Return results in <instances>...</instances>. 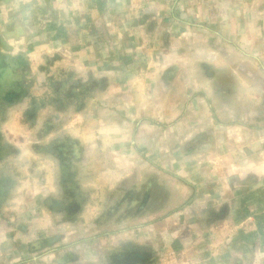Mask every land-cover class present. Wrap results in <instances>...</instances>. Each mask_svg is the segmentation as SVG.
I'll return each mask as SVG.
<instances>
[{
    "label": "crops",
    "instance_id": "crops-1",
    "mask_svg": "<svg viewBox=\"0 0 264 264\" xmlns=\"http://www.w3.org/2000/svg\"><path fill=\"white\" fill-rule=\"evenodd\" d=\"M147 17L154 27L145 29ZM2 23L13 25L5 47L20 53L4 64L9 57L0 49L3 101L14 104L31 85L18 73L26 63L21 53L72 58L78 71L105 86L95 88L92 102L115 98L122 106L123 125L106 128L101 139L95 135L90 153L117 154L105 163L134 165L140 177L149 167L186 182L184 205L157 225L154 215L149 231L179 224L181 236L167 230V245L200 264H264V0H0ZM79 106L71 122L82 116ZM118 177L104 169L97 180ZM40 208L28 201L25 209L16 200L3 213L30 219ZM110 210L103 221L104 210L90 213V227L112 223ZM209 211L212 220L203 216ZM142 219L124 214L117 220L127 229ZM27 234L18 238L6 226L0 255L11 240L27 247Z\"/></svg>",
    "mask_w": 264,
    "mask_h": 264
},
{
    "label": "rangeland",
    "instance_id": "rangeland-1",
    "mask_svg": "<svg viewBox=\"0 0 264 264\" xmlns=\"http://www.w3.org/2000/svg\"><path fill=\"white\" fill-rule=\"evenodd\" d=\"M135 4L137 7L134 11L140 6L138 3ZM143 7L148 8V6ZM143 24L147 29L149 26L154 27L156 22L147 17ZM15 25V27L18 25L21 27L22 22L16 21ZM162 26H159V32L164 34L165 30ZM12 27L13 25H0V49L4 51L1 54L9 57L4 58L5 62L0 60L1 64L2 62L11 63L14 56L20 55V53L12 55V50L5 47L9 40L7 34ZM163 27L166 28V26ZM28 28H31L30 25ZM159 38L161 42V36ZM21 47H23L22 44L18 45V48ZM22 54L26 62L25 68L24 71L23 69L18 70V73L24 75L31 85L29 84L26 94L21 99L15 100L14 104L0 98V174L4 178L12 177L16 182L10 196L1 202L0 218H4L3 211L16 200L23 204L25 209L28 201L36 202L40 204V210L43 212L40 216L30 214L29 217L32 220L26 215L23 217V213L5 216L3 222L5 225H0L2 226L0 233H6V226L9 231L13 227L15 236L18 238L28 233L27 238L30 243L22 249L21 242L10 239L6 253H3V256L0 255V264H110L106 260V254L119 250L125 242L152 248L156 257L155 264H200L198 260L188 259L185 251V255H182L181 250L180 255L173 253L172 247L167 245V242H171L168 240L167 230L170 231L174 227L176 231L173 230L177 236L175 238L178 240V236H181L182 229L177 228L179 224L175 226L171 224L172 227L167 229L158 227L155 231H149L150 224L148 223L154 215L156 216L153 220L156 218L159 220L157 225L161 223L160 219L167 220L172 215L171 210H179L184 205L187 198L184 197L187 189L186 182L175 174H168L164 170H154L149 167H146L147 171H143L141 178L138 173H134V170H137L134 165L105 163L109 159L112 161L117 154L104 150L99 152L100 148L95 149V153H90L91 143H97L101 139L98 136H104L106 128L123 125L124 118L119 113L122 106L118 101L114 100L115 98L108 100L96 98L98 100L92 102V99L98 97V94L94 92L95 88L100 87L101 89L105 86L97 84L90 72L78 71V66L72 58L57 52H44L34 56L27 53H21V56ZM55 55L63 60L49 67V73L48 70L42 72L41 68L46 67L47 61ZM61 67H66L69 75L72 74L70 72H76L73 76L75 80L94 86L81 97L78 96L77 103L74 102L75 106L80 105L78 113L82 115L79 119H75V122H71V114L75 112L74 105L63 110H57L54 107L57 101L52 99V79L57 78ZM106 89L107 86L102 89V92ZM93 94L96 96L94 97ZM163 103L165 104V101ZM33 105L36 107L34 118L31 117L32 114H27L28 111L29 113L33 111L31 110L34 108ZM153 119L160 123L166 120L165 117H154ZM47 121L56 124L57 127L46 135L43 129H46L44 127ZM131 125L133 123H129V128ZM95 135L99 139H94ZM66 137L77 140L79 143L77 149L80 148L77 159L72 162L71 168L66 169L68 170L66 172L72 174L68 176L65 175L66 172H64L60 159L53 154L51 149L53 141L57 139L62 141ZM104 169L116 171L119 177L103 183L99 182L97 177ZM150 174L153 175V180L148 179ZM66 179L75 183L87 197L81 212L75 217L63 211L64 198L71 191L66 190L69 185L68 182L65 186ZM93 185L96 186L98 193L94 194L90 189ZM42 193L45 199L38 201L37 197ZM133 197H136L139 203L130 205L129 201ZM110 209L114 211L108 216L109 219L114 220L112 223L97 230L90 227V213L104 210L102 213L104 215L105 210ZM226 212L224 210L223 217ZM124 213L143 217V223L129 221L126 223L127 229H124L125 227L120 226L117 220ZM204 213L203 216L210 220L214 218L210 211ZM199 218L202 221L205 220V217ZM140 224H143L142 230L138 226L135 228V225ZM124 234L127 236L125 237ZM3 237L2 235L0 240ZM27 238L25 240H28ZM187 247L185 248L188 249Z\"/></svg>",
    "mask_w": 264,
    "mask_h": 264
},
{
    "label": "trees",
    "instance_id": "trees-1",
    "mask_svg": "<svg viewBox=\"0 0 264 264\" xmlns=\"http://www.w3.org/2000/svg\"><path fill=\"white\" fill-rule=\"evenodd\" d=\"M62 60L63 59L57 55L53 56L47 61L46 67L41 68V71L45 72L48 70L49 73V67H53L55 64L60 63ZM61 68L62 69L58 70L60 72V76L58 75L57 78L52 79V99L57 101V105L54 106L57 108V110H63L67 107H70L74 104V102L77 101V99L79 100L78 96L81 97L84 93L93 88V85L90 86V83H82V81L75 80L73 76H75L76 72H70V74H72L69 75L66 67ZM76 92L78 93L75 94ZM56 95L60 96L58 97ZM33 107L34 108H31V110L33 111H30V113L29 111L27 112V114H32V118H34V114L36 111L35 105H33ZM49 121L45 123L44 128H46V130L43 129V133H45L46 135L49 134L52 129H55L57 127L56 124H52V122ZM77 146H79L78 141L69 137H66L62 141H59L57 139L51 143L52 152L58 159H60L61 163L64 166V172L68 171L66 169H68L69 167L71 168L72 162L75 158H77L80 149H77ZM69 174L72 175L71 172H66L65 175L68 176ZM65 181V186H67V183L69 181L67 179ZM15 184L16 182L12 177L4 178V176H1L0 174V206L1 202H3V200L7 199L8 196H10L11 190L15 188ZM68 189H70L71 191L64 198L65 204H63V211L66 212V214L69 213L70 215L75 217V215H77L82 210L84 204L87 201V197L84 196L83 192L80 191V188L77 187L75 183L69 182L66 190ZM129 202L130 205H133V203H135V198L133 197V199H131ZM224 210L225 209H222V214ZM113 212V210H110L109 214ZM124 214L127 215V213ZM106 215L107 214H104L101 217V221L107 218ZM105 257L107 262L110 264H155L156 262V257L152 248L130 243L121 245V248L119 250H115L111 254L107 253Z\"/></svg>",
    "mask_w": 264,
    "mask_h": 264
}]
</instances>
